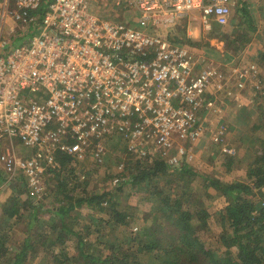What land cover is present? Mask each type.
Returning <instances> with one entry per match:
<instances>
[{
  "label": "built area",
  "instance_id": "2783aa9c",
  "mask_svg": "<svg viewBox=\"0 0 264 264\" xmlns=\"http://www.w3.org/2000/svg\"><path fill=\"white\" fill-rule=\"evenodd\" d=\"M127 1L134 13L128 21L100 18L88 0L0 5L1 31L22 39L17 46L0 42V164L12 179H27L35 201L48 191L58 151L105 167V141L113 135L134 143L132 152L139 143L140 158L173 151L165 158L173 168L193 158L175 142L203 135V112L215 105L211 79L222 76L181 44L176 28L197 20L209 32L237 2ZM152 140L154 152L144 151ZM17 147L27 155L16 156ZM117 171L115 187L124 164Z\"/></svg>",
  "mask_w": 264,
  "mask_h": 264
},
{
  "label": "rangeland",
  "instance_id": "374dc122",
  "mask_svg": "<svg viewBox=\"0 0 264 264\" xmlns=\"http://www.w3.org/2000/svg\"><path fill=\"white\" fill-rule=\"evenodd\" d=\"M88 1L90 11L100 18L117 21L134 18L127 0ZM2 2L0 0V5ZM236 2L234 13L214 22L209 32L197 20H193L191 24L179 25L175 32L183 38L181 44L194 51L197 60H206L205 65L222 76L221 79L217 75L211 79L210 90L215 105L212 110L203 112V135L195 142H175L192 152V160L186 159L184 163L197 177L192 181L188 175L178 178L172 169L170 177L168 175L165 180L160 178L159 181H147L137 186L127 184L122 190H116L112 181L118 173L117 166L123 163L126 175L124 181L132 180V175L139 169L137 162L142 155L139 153V143L134 146L135 152H132L130 148L134 143L130 144L129 139L121 135H113L105 141V147L109 151L105 167L94 168V163L88 157L83 161L79 160V163L70 164L64 171L65 176L50 175L46 178L50 194L53 189L58 190L59 181L68 183L64 193L68 196L67 202L86 198L85 195H102L110 190L113 194L105 202L107 204L104 210L80 207L69 213L65 219L73 222L72 233L62 235L63 245L60 244V247L45 249V236L50 237V241L61 237L59 220L55 219V215L47 214L51 210L52 198L44 195L41 201H35L27 179L22 175L12 179L0 164V235L6 238L5 242L2 239L5 248L0 264H12L22 250L27 253L24 264H53L52 255H59L62 250L66 254L61 257L60 262L65 260L63 264H78L80 239L91 244L89 251L102 252L104 249L103 243L113 229L110 227L114 222L112 203L116 202L118 210L130 215L131 231L151 226L153 222L154 230H158L162 220L155 221V212L163 206L161 200L168 194L176 198L175 195L181 194L185 186L186 190L192 191L191 205L212 214L207 238L215 245L213 240L221 233L218 216L227 206L228 200L205 183L204 178L216 179L222 183L246 182L252 155L264 143V70L258 63L259 55L264 51V0H247L253 17L251 23L241 19L238 0ZM5 30L1 31L0 24V33L3 32L4 36L0 42L12 44L16 35L12 37L10 29ZM18 44L17 42L16 46ZM151 142V149L143 148L144 151L154 152L152 146L158 143L155 140ZM14 154L21 157L27 155L21 147H17ZM154 154L151 156L154 157ZM164 156L169 160L175 154L170 151ZM227 157L229 160H226ZM165 158L161 159L166 162ZM160 191L161 196L158 195ZM250 200L263 203L264 189ZM16 203H20L18 208L14 206ZM8 208L18 211L16 218L6 215ZM162 227L169 230L167 226ZM99 231L104 234L99 235ZM171 231L170 229L168 232ZM121 234L122 228H117L109 238L113 241ZM48 244L49 241L46 245Z\"/></svg>",
  "mask_w": 264,
  "mask_h": 264
},
{
  "label": "trees",
  "instance_id": "16d2710c",
  "mask_svg": "<svg viewBox=\"0 0 264 264\" xmlns=\"http://www.w3.org/2000/svg\"><path fill=\"white\" fill-rule=\"evenodd\" d=\"M238 4L241 19L251 23L253 17L250 14V5L247 0H238ZM21 41L20 38L15 39L12 45ZM258 59L259 66L264 70V51L260 53ZM108 155L107 150L106 159ZM140 159L137 162L139 169L132 175V180L124 181L125 172L117 175L122 180L116 187L113 186L116 190H122V187L127 184L137 186L147 181H159L160 178L165 180L168 175L170 177L169 173L172 169L175 170L178 178L188 175L192 181L197 177V174L188 169L185 163H182L179 168H173L158 156H146ZM226 160L229 158L227 157ZM230 160L233 161L232 158ZM56 163L54 169H49V174L65 176V169L72 163H79V160L67 152L58 151ZM106 163L107 160L105 165ZM121 164L123 163L119 166ZM247 178L246 182L233 183H222L216 179L204 178L205 183L228 200L227 206L218 216L221 233L213 240L215 245L207 238L212 214L205 209L191 205L192 191L186 190L187 186H185L181 194L175 195L176 198L168 194L161 200L163 206L155 212V221L162 220L158 230H154L155 222H153L151 226L137 229L136 232L131 231L130 215L118 210L116 202L112 203L111 209L114 208L111 214L114 222L110 225L113 228L110 234H113L117 228H122L123 234L118 235V238L113 241L109 238V234L107 241L103 243L105 246L102 252L89 251L88 247L91 244H86L80 239L78 264H264V202L257 203L250 200L264 189V143L261 149L252 155ZM67 185L68 183L64 180L59 181L58 190L53 189L52 194H50V187L47 188L45 196L53 200L51 210H48L47 214L55 215V219L59 220L61 239L50 241L51 238L45 236L43 244L44 248L47 246L45 249L60 247V244L63 245L62 235L72 233L73 222H67L65 219L69 213L71 214L80 207L104 210L107 204L105 202L113 194L110 190L102 195L89 197L85 195L86 198L67 202L68 196L64 194ZM158 195L161 196L162 191ZM14 206L18 208L20 203ZM17 213L18 211L8 208L6 215L16 218ZM162 226H167L168 231L170 229L172 231L169 233ZM98 233L99 235L104 234L102 231ZM2 239L6 241L4 235H0V257L4 256L5 248ZM48 241L49 244L46 245ZM65 254L66 251L62 250L59 255H52L53 264H63L65 260L60 262V259ZM26 258V250H22L12 264H24Z\"/></svg>",
  "mask_w": 264,
  "mask_h": 264
}]
</instances>
